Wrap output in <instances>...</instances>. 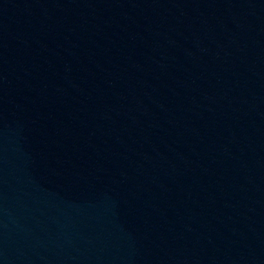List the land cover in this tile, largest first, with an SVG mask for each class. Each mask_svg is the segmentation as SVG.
<instances>
[{
    "label": "water",
    "instance_id": "95a60500",
    "mask_svg": "<svg viewBox=\"0 0 264 264\" xmlns=\"http://www.w3.org/2000/svg\"><path fill=\"white\" fill-rule=\"evenodd\" d=\"M0 264H264V0H0Z\"/></svg>",
    "mask_w": 264,
    "mask_h": 264
}]
</instances>
